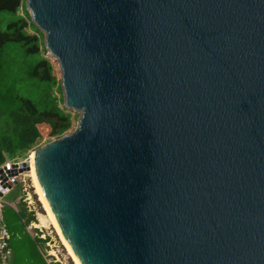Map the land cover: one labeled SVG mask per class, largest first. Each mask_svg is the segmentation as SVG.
Instances as JSON below:
<instances>
[{
	"label": "water",
	"instance_id": "95a60500",
	"mask_svg": "<svg viewBox=\"0 0 264 264\" xmlns=\"http://www.w3.org/2000/svg\"><path fill=\"white\" fill-rule=\"evenodd\" d=\"M25 8L79 113L33 151L79 264H264V0Z\"/></svg>",
	"mask_w": 264,
	"mask_h": 264
},
{
	"label": "trees",
	"instance_id": "16d2710c",
	"mask_svg": "<svg viewBox=\"0 0 264 264\" xmlns=\"http://www.w3.org/2000/svg\"><path fill=\"white\" fill-rule=\"evenodd\" d=\"M45 52L43 34L32 23L25 0H0V166L40 147L41 126L50 139L72 127L75 116L63 106L59 81ZM14 190L15 186L4 200H17L15 209H2L9 234L7 264H58L46 262L45 239L30 238L25 231L36 222L35 215Z\"/></svg>",
	"mask_w": 264,
	"mask_h": 264
},
{
	"label": "rangeland",
	"instance_id": "374dc122",
	"mask_svg": "<svg viewBox=\"0 0 264 264\" xmlns=\"http://www.w3.org/2000/svg\"><path fill=\"white\" fill-rule=\"evenodd\" d=\"M48 61L51 63L52 68H53V74L56 77V79L59 81V86L61 88V82H60V76L61 72L58 67V62L55 60L54 57H52L47 51L43 55ZM62 92V88H61ZM63 92L60 94L63 98ZM64 106V105H63ZM68 112H70L73 116H75V119L73 120V124L71 129L67 132H71L74 130L77 124V120L79 118V113L67 109ZM40 130L42 132V139L40 141V147L43 145L47 144L48 141H52L54 139H50L47 136V130L43 128L42 126L40 127ZM31 155V154H30ZM30 157V156H29ZM16 161V160H13ZM28 175V174H27ZM25 173L24 176L20 177V180L17 185H15V190L13 192V195H19L24 199L25 197H29L28 201V207L29 209L34 212L36 222L31 223L27 229L28 231L35 236H38L40 239H45V245H44V254L46 256V259L49 262H54L58 264H73L72 259L70 256H68L65 248L63 245L60 243L59 238L50 224L48 218L46 217V212L42 207V204L39 202L38 198L34 194V189L32 187V182L31 179L28 177ZM5 201V200H4ZM6 202V201H5ZM26 204V202H24ZM16 205V201L12 202H6V205ZM27 206V204H26ZM39 218H43V221L45 222L44 227L38 226L39 223Z\"/></svg>",
	"mask_w": 264,
	"mask_h": 264
},
{
	"label": "built area",
	"instance_id": "2783aa9c",
	"mask_svg": "<svg viewBox=\"0 0 264 264\" xmlns=\"http://www.w3.org/2000/svg\"><path fill=\"white\" fill-rule=\"evenodd\" d=\"M34 151V150H33ZM30 151L24 159H18L16 161H6L0 166V264H7L10 257L9 248V234L2 220V209L6 205L4 196L18 184L20 177L28 174V168L20 172L21 164L29 162V155L33 152ZM29 166V164L27 163ZM28 176V175H27ZM29 197H25L22 201L26 202L27 207L29 204ZM29 208V207H28ZM30 210V209H29Z\"/></svg>",
	"mask_w": 264,
	"mask_h": 264
},
{
	"label": "bare ground",
	"instance_id": "6f19581e",
	"mask_svg": "<svg viewBox=\"0 0 264 264\" xmlns=\"http://www.w3.org/2000/svg\"><path fill=\"white\" fill-rule=\"evenodd\" d=\"M29 156H30L29 162H27L29 164V166H28V177L31 179L32 187L34 189V194L38 198L39 202L42 204V207L46 212V217L48 218L50 224L54 228V230H55V232L59 238V241L63 245V247L65 248L68 256L71 257L73 264H79L78 260L76 259L73 252L71 251L68 244L66 243L63 236L61 235L59 228H58V225H57V222L55 220V217L51 214V209L49 208L47 201L45 200L43 194L39 191V183L37 180L36 171H35V167H34V163H33L34 162V152H32L31 155H29ZM44 225H45V222L43 221V218H39L38 226L44 227Z\"/></svg>",
	"mask_w": 264,
	"mask_h": 264
},
{
	"label": "crops",
	"instance_id": "0c3cea01",
	"mask_svg": "<svg viewBox=\"0 0 264 264\" xmlns=\"http://www.w3.org/2000/svg\"><path fill=\"white\" fill-rule=\"evenodd\" d=\"M16 201H17V200H16ZM10 207L13 208V209H15V205H14V204H13V205L11 204ZM25 231H27V233H28V235H29L30 238H33V237L35 236V235H32V234L28 231L27 228H26ZM46 262L49 263V261H48L47 259H46Z\"/></svg>",
	"mask_w": 264,
	"mask_h": 264
}]
</instances>
